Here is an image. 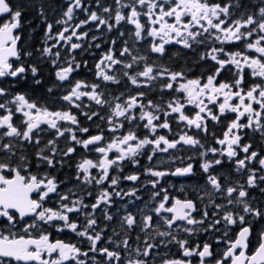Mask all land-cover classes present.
Listing matches in <instances>:
<instances>
[{
    "label": "snow or ice",
    "instance_id": "6c2138e0",
    "mask_svg": "<svg viewBox=\"0 0 264 264\" xmlns=\"http://www.w3.org/2000/svg\"><path fill=\"white\" fill-rule=\"evenodd\" d=\"M38 14L45 32L36 52L55 77L46 91L63 90L55 110L16 90L29 75L34 85L44 80L21 42L23 8L0 0V264H264V230L252 239L264 204L249 191L264 193V0H66L54 21L44 4ZM172 45L209 66L196 76L173 69L164 62L180 55ZM85 54L96 57L93 81L73 75L88 69ZM124 79L125 91L107 90ZM80 116L98 117L109 135L100 124L90 134ZM209 121L222 125L219 136ZM77 147L98 155L82 154L77 184L62 189L54 173ZM194 160L205 183L175 194L166 178L197 175ZM125 162L143 171L123 174ZM225 163L241 178L214 171ZM117 199L127 203L112 213Z\"/></svg>",
    "mask_w": 264,
    "mask_h": 264
},
{
    "label": "flooded vegetation",
    "instance_id": "af4514ba",
    "mask_svg": "<svg viewBox=\"0 0 264 264\" xmlns=\"http://www.w3.org/2000/svg\"><path fill=\"white\" fill-rule=\"evenodd\" d=\"M132 26L128 25L125 27H122L121 30H124L126 32L125 37L120 38L118 40V44L117 47L120 46V43L122 42L123 39H128V35H127V30L130 29ZM117 31H113L112 33H108L107 36L109 38H117ZM139 46V45H138ZM108 47L107 44L104 45V48L106 49ZM201 49H197V52L201 51ZM96 52V56H99V51L100 50H94ZM180 52V55L177 57H173L170 60L165 58L164 62L169 64L173 69L175 70H179L181 68H190L191 71L189 72L190 76H196L199 75L202 71H204L208 66H209V62L206 61H199L198 60V56L196 52H193L191 50H186V49H182L180 46L178 45H172L169 46V52L170 53H174V52ZM78 59H80V57H77ZM96 57L90 56L88 54H85L83 56V59H86L89 61V66L88 69H81L80 72L78 73H74L73 75L75 76V78L78 79H87L89 81H93L95 79L93 72H94V60ZM59 83V82H56ZM127 85V80L124 79L122 80L121 84H108L107 85V90L112 94V95H118L120 92L125 91V86ZM58 90H60L58 92V94H56L57 98L55 101V109L57 108H61L64 106V102L61 101L59 99V97L63 94V90L62 88H59ZM143 90V89H142ZM133 91H135V89H133ZM160 94L156 91H153L149 94V98L152 99H156L158 98ZM167 93H165V96L167 97ZM85 103H87V100H85ZM95 110L100 111L101 115H104L105 112L107 111V109H99L98 106H93ZM54 109V110H55ZM73 111H76L75 109ZM81 120V123L83 126L89 127L90 128V134H95L98 129L96 128L97 124L101 125V128L105 129V135H109V133L106 131V125L102 124L101 121L99 120L98 117H95L93 119V121H88L86 120L83 116L79 117ZM231 118V117H229ZM127 127V125H126ZM209 127V133L215 132L218 136L221 134V130H222V125H216L213 122L209 121L208 124ZM173 128L176 129V125L175 123L173 124ZM145 130L140 129L138 130L139 134H143ZM163 131V130H162ZM201 137L203 139V142H205L206 144H212L213 143V139L212 136L209 134L208 136L204 137L203 134H201ZM248 140V137H245V141ZM252 140L254 142V146L259 149L261 147V139L259 137V134H255L254 136H252ZM60 146L63 147L64 146V142H63V138H61L60 141ZM31 151V150H30ZM85 155L88 156L89 158H95L98 154L94 153V152H84L83 149L77 147V152L75 154H73V156L68 160V164L62 169L59 170L57 172H55L54 174L57 175L58 180H63L66 181V183L61 184V188L62 189H66L67 187H72L73 185L77 184V181L74 179L75 176V165L77 163V161L80 159L81 155ZM193 153L190 151H185L183 153H181V155H192ZM165 157L167 156V154H164ZM155 163V159L153 161ZM147 160L146 158H141V165H147ZM193 163L195 164V171L197 173V175L192 176V177H168L166 178L167 181H170L171 183L175 184L177 186L176 189H172V191L175 194H180L177 189L179 188L180 185H184L186 189H188L190 186L196 185V184H200L203 185L205 183V174H203L199 168V160H194ZM179 162H177V165H173L174 166H178ZM168 165H165V167H167ZM258 167V166H257ZM96 170H93V172L95 173ZM142 172L143 168H138L136 166H133L130 163L125 162V168H124V173L123 174H127L129 172ZM214 171H222L225 172L226 174L230 175L232 180H236V179H240V175L235 173L234 168L232 165L225 163L223 165V167L218 166ZM115 174V173H113ZM141 179L144 180L146 179V177H144L143 175L141 176ZM139 183V182H137ZM122 187H130L131 183L130 182H123ZM261 187H264V184L261 185ZM95 188V185H93V189ZM250 191V195L251 197H254L256 202L258 204H264V193H261L259 188H254V189H249ZM149 192H150V186L149 188H144L142 189L138 195H140L142 197V200H139L136 202V206L138 207H143L144 203L146 201H148L149 199ZM190 195L191 192H189ZM92 198H87L86 202H91ZM219 202V201H218ZM127 203V200H116V203L113 205V207L110 209V211L112 213H117L118 210L120 209V206L122 204ZM129 210L130 211H135V207L132 205H129ZM99 212V210H98ZM120 215L123 214V212H119ZM117 222V217L114 216L113 221L111 222L112 225L114 226ZM252 228H253V244L255 243V237L256 234H258L261 230H264V219H258L253 221L252 223ZM233 231H235V229H233ZM110 234V232L108 233ZM65 237L70 236L71 234L69 233H65L63 234ZM73 239H75V237H72ZM205 236H200L198 239H205ZM173 252L176 251L175 248L172 249ZM194 264H195V258H194Z\"/></svg>",
    "mask_w": 264,
    "mask_h": 264
},
{
    "label": "trees",
    "instance_id": "16d2710c",
    "mask_svg": "<svg viewBox=\"0 0 264 264\" xmlns=\"http://www.w3.org/2000/svg\"><path fill=\"white\" fill-rule=\"evenodd\" d=\"M245 2L247 3L248 0H245ZM252 2H255V0H252ZM13 3L20 5L23 8V27L20 30L22 35L21 42L28 50L33 51L34 55L29 59L40 66V75L44 80L43 85L37 86L32 83V78L29 75L28 81L23 85H18L16 90L28 92L34 98H38L41 102L47 103L50 108L55 109L56 94H58L60 90H58L59 88H56L51 94H48L46 91V88L52 86V83L55 81L53 75L54 70L49 63L40 60L39 53L36 52L37 49L43 47L45 32V25L38 14V8L41 4H44L48 21L52 22L60 17V13L63 6L66 4V0H13ZM104 3L111 4L113 3V0H104ZM78 15L81 19L84 18L83 14L78 13ZM55 30L56 29L54 28V31Z\"/></svg>",
    "mask_w": 264,
    "mask_h": 264
}]
</instances>
